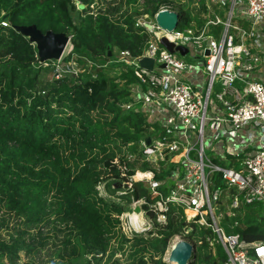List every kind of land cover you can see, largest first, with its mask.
Segmentation results:
<instances>
[{
  "label": "trees",
  "instance_id": "16d2710c",
  "mask_svg": "<svg viewBox=\"0 0 264 264\" xmlns=\"http://www.w3.org/2000/svg\"><path fill=\"white\" fill-rule=\"evenodd\" d=\"M78 1L82 8L76 0H0V228L9 227L16 218L20 234L12 241L0 240V263L9 258L16 264L21 251L41 256L49 246L51 260L46 264H101L111 239L122 231V215L143 198L146 201L137 208L154 224L141 232L132 231L131 236L120 234L121 248L127 243L143 247L137 250L140 254L134 264H169L164 255L176 234L196 247L190 264L222 263L226 257L222 245L216 244L213 252L204 239L211 230L188 222L181 208H172L166 222H157L150 206L157 196L146 182L130 180L137 170L153 167L137 155L139 141L152 134L145 115L120 106L128 94L123 81L133 80L131 70L109 76L105 68H96L55 79V60L47 66L40 63L36 46L14 29L36 24L42 32L67 33L73 51L66 60L76 54L81 63L83 56L106 63L115 48L136 55L142 52L147 35L139 32L135 22L143 12L135 10L114 19L118 6L111 2L93 12L95 0ZM165 3L179 13L181 27L188 24L192 15L185 2L146 0L144 12L153 16ZM5 15L6 26L1 24ZM95 111L111 113V119L96 117ZM117 140L136 159L127 154L117 158L111 144ZM215 178L224 187L219 173ZM103 182L115 185L110 193L98 189ZM121 187L125 193L116 195ZM241 211H245L243 218L240 214L225 217L230 223L239 220L228 231L248 241H264L260 203L246 204ZM188 225L191 228L186 231ZM47 228V232L54 231L52 236L44 232ZM151 251L148 258L146 253Z\"/></svg>",
  "mask_w": 264,
  "mask_h": 264
},
{
  "label": "built area",
  "instance_id": "2783aa9c",
  "mask_svg": "<svg viewBox=\"0 0 264 264\" xmlns=\"http://www.w3.org/2000/svg\"><path fill=\"white\" fill-rule=\"evenodd\" d=\"M195 2L188 7V24L181 27V18L173 31L156 20L161 11L177 12L171 4L160 5L153 16L141 13L135 27L147 35L142 52L117 48L108 62L131 70L133 80L124 79L128 94L120 106L143 113L154 135L139 141L137 154L152 169L137 170L140 176L130 180L146 182L157 196L150 204L157 222H166L172 208H181L188 222L211 230L204 239L213 249L222 245V264H264V241H248L222 226L226 216L243 218L246 204L258 202L264 212V0ZM1 24L8 25L4 19ZM162 38L175 50L164 46ZM72 51L70 41L53 62L55 79L107 64L85 56L81 63L76 54L66 60ZM189 55L193 61L185 60ZM146 58L153 60L152 67L142 64ZM137 155L127 153L129 159ZM157 173L164 176L157 178ZM216 173L224 187L217 185ZM238 225L235 220L228 227ZM174 236L173 243L187 240Z\"/></svg>",
  "mask_w": 264,
  "mask_h": 264
},
{
  "label": "rangeland",
  "instance_id": "374dc122",
  "mask_svg": "<svg viewBox=\"0 0 264 264\" xmlns=\"http://www.w3.org/2000/svg\"><path fill=\"white\" fill-rule=\"evenodd\" d=\"M145 1L146 0H137L136 2H132L130 0H95V3L92 5V9H93V12H96L97 10H99L101 7L102 8H106V6L111 2L112 6H118V10L117 11H114L112 16L114 19H118V18H124L126 17L127 15H131V14H134L135 10L136 11H140V12H144V4H145ZM196 0H175V3H179V2H185L186 4H188L189 6L190 5H196ZM76 3L78 5V8H82V4L76 0ZM2 15H0V18H1ZM117 49V48H115ZM112 59V57H111ZM110 59V60H111ZM110 60H108L106 63L104 68L106 69L107 71V75L109 76H117L119 75L120 71L124 68L123 66H120V65H114V64H110L108 63ZM185 60L187 61H193V58L189 55V56H186L185 57ZM94 115L96 117H98L99 115H102L103 117H107V120H110L111 119V116L112 114L111 113H108V112H98V111H95L94 112ZM155 136H157L156 133H154ZM152 135V134H151ZM154 137V135H152ZM114 150L116 151L117 153V158H119L120 156H124L125 154L128 153V150H127V145H122L120 141H116V142H111ZM118 144V145H117ZM116 146H119L120 148L117 149ZM139 147V146H138ZM136 174V173H135ZM137 175V174H136ZM138 178V177H137ZM109 183H100L98 185V189L100 190V192L102 194H107V193H110L111 189L115 187V185L112 183L111 186L109 187ZM107 192V193H106ZM125 193V189L123 187H121V189H119V191H117L115 194L116 195H121ZM221 200H223V198H221ZM141 204V202L139 203H132L131 206L129 207L127 213H140V215H143L144 218L147 220H145V222L142 224V225H133L129 222V217L126 215V214H123L122 217H121V232L120 230L117 232L116 235L113 236V238L111 239V245H110V248H109V252L107 253V255L104 257L103 261L101 262V264H113L114 261L118 260V263L117 264H134L133 261L136 260L135 257H139V254L140 252L143 250V247L142 246H138L135 247V246H132L133 243H127V244H123V248L120 247V245L122 244V237L120 236V234L123 232L125 233L126 235L128 236H131L132 235V231H137V232H141L145 229H148L150 228L153 224H154V220L153 222L151 221V219L145 215L144 211L142 210H139L137 207ZM221 208L224 209V211H228V208H226L225 205H223ZM222 209V210H223ZM218 212V211H217ZM264 214V212H263ZM1 215V214H0ZM18 224L19 222H17L16 218H12L11 221L9 222V227H1L0 228V240L1 239H4V240H9V241H12L16 238H18L20 236L19 234V228H18ZM228 224H229V221L226 220V218H223L222 219V226L225 228L226 232L228 233ZM191 227L190 225H188L187 230H189ZM48 230V228L46 230H44V232L46 233ZM34 231V230H33ZM48 235H53L54 234V231L51 230L49 232H47ZM183 239H186V238H183ZM175 241V236H173L171 238V243H170V246L169 248L167 249L165 255H164V260L167 261V258H168V252L170 250V247L171 245L173 244V242ZM49 242H52L51 239H49ZM192 243V242H191ZM137 250H139L140 252L137 253ZM213 252L215 251V248L213 249ZM49 252V246L44 249L42 252H41V256H32V255H28L26 252L24 251H21L20 252V259L17 261L16 264H46V263H49V261L51 260V257L48 256V253ZM153 251L151 252H148L146 253L147 257L149 258L150 257V254L152 253ZM135 258V259H134ZM4 262L0 263V264H15V263H12L10 262V259L9 258H4L3 259ZM168 262V261H167ZM169 264H173V263H170L168 262ZM214 264H222L220 261H215Z\"/></svg>",
  "mask_w": 264,
  "mask_h": 264
},
{
  "label": "water",
  "instance_id": "95a60500",
  "mask_svg": "<svg viewBox=\"0 0 264 264\" xmlns=\"http://www.w3.org/2000/svg\"><path fill=\"white\" fill-rule=\"evenodd\" d=\"M6 17V15L3 16V19ZM180 19L179 13L170 10L161 11L156 16L157 23L168 31H173ZM14 29L28 37L29 41L36 46L40 63L60 59L71 41V37L65 32H55L53 30L42 32L36 24L18 25ZM161 43L170 51L175 50L174 44L170 43L166 38H162ZM176 49L182 54L187 52L183 47H177ZM142 64L146 67H152L153 60L143 59ZM145 141L146 144H150L151 137H146ZM195 251L196 247L193 243L187 240H179L171 245L167 261L175 264H190L196 258Z\"/></svg>",
  "mask_w": 264,
  "mask_h": 264
},
{
  "label": "bare ground",
  "instance_id": "6f19581e",
  "mask_svg": "<svg viewBox=\"0 0 264 264\" xmlns=\"http://www.w3.org/2000/svg\"><path fill=\"white\" fill-rule=\"evenodd\" d=\"M140 176V172L136 175V177ZM187 213L189 215H192L194 212L188 210ZM129 217V222L133 225H142L145 222V218L143 215H140V213H125ZM147 221V220H146ZM175 264V263H173Z\"/></svg>",
  "mask_w": 264,
  "mask_h": 264
},
{
  "label": "crops",
  "instance_id": "0c3cea01",
  "mask_svg": "<svg viewBox=\"0 0 264 264\" xmlns=\"http://www.w3.org/2000/svg\"><path fill=\"white\" fill-rule=\"evenodd\" d=\"M214 152H215V151H214ZM214 152H213V153H214ZM218 155H219V154L215 152V156H218ZM219 156H220V155H219ZM214 252H215V251H214ZM225 255H226V254H225Z\"/></svg>",
  "mask_w": 264,
  "mask_h": 264
}]
</instances>
